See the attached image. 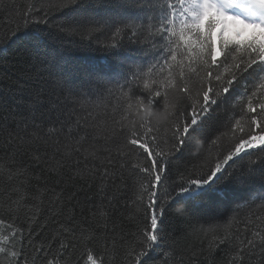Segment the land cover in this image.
<instances>
[{"label": "snow or ice", "instance_id": "obj_1", "mask_svg": "<svg viewBox=\"0 0 264 264\" xmlns=\"http://www.w3.org/2000/svg\"><path fill=\"white\" fill-rule=\"evenodd\" d=\"M25 4L21 10L17 0H0V27L6 28L0 57L14 44H24L32 50L36 73L18 77L31 87L22 89L28 93L25 98H12L14 108L0 93V151L8 165L27 154L59 179L67 164L72 175H99L103 195L107 182L119 178L114 154L123 158L121 169L135 159L132 168L142 178L130 201L135 208L130 216L136 219L143 213L144 224L128 252V264H149L162 248H171L170 217L185 219L197 206L214 211L230 193H240L232 211L248 207L249 212L242 221L230 216L223 234L213 236L209 251L229 244L235 252L228 264H264V0H25ZM14 11L18 23L9 15ZM57 16L63 17L60 23H55ZM64 35H79L82 42L87 40L84 50L104 55L86 66L73 65L72 52L57 43ZM221 105L226 116L232 115L229 131L210 142L217 147L216 156L209 153L205 168L170 180L175 160L193 147L199 152L194 134L213 127ZM225 135H230L226 149L220 145ZM257 150L261 155L250 160V166L232 169L242 154L251 156ZM31 166L21 160L13 171L0 163V175L21 180L9 193L17 197L11 203L16 210L31 209L30 220L35 222L45 193L51 196V211L63 205L64 192L47 182L30 191V181L39 179ZM28 199L34 203L27 205ZM106 199L111 206L116 196ZM92 216L96 227L108 233L110 213L105 205ZM74 219V214L69 216L53 235L60 249L97 239L95 229L78 230ZM239 223L241 228L233 227ZM5 224L0 219V225ZM7 227L8 235L0 233V255L7 264H19L16 243L22 241L23 230ZM219 228L200 231L215 233ZM115 231L114 225L111 232ZM115 243L105 236L106 248ZM51 246L34 250L39 255ZM171 254L164 253L152 264H168ZM46 264H60V259L54 256ZM86 264H104L103 256L88 250Z\"/></svg>", "mask_w": 264, "mask_h": 264}, {"label": "trees", "instance_id": "obj_2", "mask_svg": "<svg viewBox=\"0 0 264 264\" xmlns=\"http://www.w3.org/2000/svg\"><path fill=\"white\" fill-rule=\"evenodd\" d=\"M19 9L23 10L26 6L25 0H17ZM14 23L20 20L19 15L14 11L9 14ZM63 17L57 16L55 23H60ZM6 28L0 27V38L5 35ZM64 47L72 52V64L76 66H86L91 59L102 57L103 52L100 51H86L83 44L87 40H83L79 35H64L62 41ZM134 55L135 50H133ZM41 55V59H43ZM34 63L32 50L24 44H14L4 57H0V93H3L2 98L7 99L10 107H15L12 98L15 97L17 101L27 96V89L31 87L30 84H25L24 79H18L23 76L25 78L34 76L36 73L32 71V64ZM147 63V61H145ZM42 70V66H41ZM47 75V73H45ZM94 100L95 97H90ZM111 104V102H110ZM225 105H221L217 112V119L212 128H205L202 132L195 133L197 141L201 145L199 152L193 147L185 156L179 160H175L172 164L169 173L170 180H176L180 173L187 175L189 171H199L206 167L209 159V153L212 157L217 154V147L210 146V142L221 133L229 131L228 113H224ZM238 111V109H237ZM7 130H5L6 132ZM116 143H119L117 141ZM230 143V135L221 137L220 145L226 149ZM3 145V136L0 135V146ZM11 151V149H8ZM261 155L258 150L252 152L251 156H243L237 159L232 165V169H241L249 165L250 160H257ZM115 165L114 170L118 173L119 178L114 182H107L104 188L103 195L100 192L101 178L99 175L92 177H83L72 175L65 164L62 171L65 173L63 177L57 178L55 173L48 171V166L44 164H37L27 156L16 157V163L8 165V160L3 151H0V163L10 166L13 171L20 166L21 160L25 163H31L30 171L35 177L39 179H32L30 181L29 190L36 191V186L42 189L45 182L47 186H56V191L63 190V205H58L49 211L48 200L51 199L50 194L45 193L44 204L41 206L40 213L37 215L35 222H31L32 210L27 207H21L19 210L11 201L16 200L15 194L11 193L12 189L20 185V179L8 181L6 174L0 175V219H3L6 224L0 225V233L8 235L10 229L7 225H12L17 229L23 230L22 241L16 243V250L21 253L19 264H46V259H52L58 256L60 264H86L88 250L92 251L94 256H103L104 264H128V252L132 248L138 235V228L144 224L143 213L136 219H132L130 214L135 212V208L130 204V201L135 199V190L139 180L142 178L138 170H134L132 165L137 161L130 159L124 169L120 168V163L123 158L114 154ZM230 169V171L232 170ZM109 171H113L110 167ZM223 186V184L221 185ZM116 196L111 206H108L107 197ZM242 195L237 193L235 195L230 193L229 199L224 203L218 204L214 211L206 210L197 206L195 210H191L185 219L177 220L175 217H170V231H171V248H162L158 255L152 257L153 261H160L164 257V253L171 252L168 257V264H228L230 256L235 252V248L229 244H221L218 248L213 247L209 251V245L213 242V236H220L223 234V225L230 216H235L237 220L243 218L249 212L248 207H241L238 211H232L239 203L237 197ZM34 201L28 199L27 205L33 204ZM257 204L260 202L257 201ZM105 205V210L110 213V223L108 225V233H104L102 228H97V219L92 216V213L101 205ZM61 208L63 211L61 213ZM255 209V205L251 206ZM175 209L173 208V211ZM75 219L72 224L77 227L85 229H95L97 239L90 243H83L76 241L75 247L67 250L60 249L58 243L53 242V235L56 233L60 224L65 223L69 216L73 215ZM115 225V233L111 232ZM219 225L220 228L215 232L200 231L201 229H208L210 226ZM234 228H241L242 223L235 224ZM79 234V231L78 233ZM105 236L109 240L115 239L114 247H105ZM233 245L235 241L231 242ZM51 244V249L47 253H40L37 255L35 248L44 245L48 248ZM0 264H7L6 258L0 255Z\"/></svg>", "mask_w": 264, "mask_h": 264}]
</instances>
